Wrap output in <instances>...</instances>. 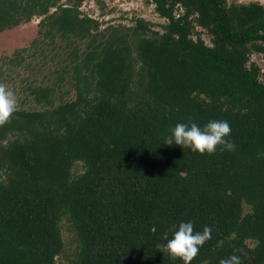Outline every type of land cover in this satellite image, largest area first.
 Listing matches in <instances>:
<instances>
[{
    "label": "trees",
    "instance_id": "1",
    "mask_svg": "<svg viewBox=\"0 0 264 264\" xmlns=\"http://www.w3.org/2000/svg\"><path fill=\"white\" fill-rule=\"evenodd\" d=\"M57 1L0 0V32L40 18L0 57L18 101L0 126V264H183L156 246L186 222L212 230L191 264H264V72L251 61L264 5L149 0L159 33L140 19L99 29L81 0ZM189 118L227 121L234 150L165 145Z\"/></svg>",
    "mask_w": 264,
    "mask_h": 264
},
{
    "label": "clouds",
    "instance_id": "2",
    "mask_svg": "<svg viewBox=\"0 0 264 264\" xmlns=\"http://www.w3.org/2000/svg\"><path fill=\"white\" fill-rule=\"evenodd\" d=\"M17 97L8 90L4 84H0V126L5 125L17 110ZM231 134V126L227 121L213 120L203 128L188 119L187 123H177L171 130V134L165 139V145H176L189 149L201 156L213 155L218 146L221 150H234V143L226 139ZM211 228L205 226L203 232H195L192 222L181 223L173 238L168 239L165 234L166 244H157V249L167 254L171 260L181 259L183 264H191L198 255L200 247L211 239ZM220 264H241L240 257L232 255L222 259Z\"/></svg>",
    "mask_w": 264,
    "mask_h": 264
},
{
    "label": "rangeland",
    "instance_id": "3",
    "mask_svg": "<svg viewBox=\"0 0 264 264\" xmlns=\"http://www.w3.org/2000/svg\"><path fill=\"white\" fill-rule=\"evenodd\" d=\"M234 1L244 3L258 0ZM260 1L264 2V0ZM56 3L57 5L65 4L66 0H58ZM153 7L154 5L149 0H81L77 10L82 15L96 20L99 23V29H103L109 25L130 28L134 26L136 19H140L148 24L150 30L160 33L162 31L161 26L165 24V20L156 15ZM48 10L50 13L54 8H49ZM39 19V17H32L28 22L0 32V57L11 55L12 52L26 47L32 39L38 37L36 33ZM196 31L200 33V38L203 42L209 45V37L206 33L199 28H196ZM46 40L43 41L46 42ZM58 40V38H55L56 43H58ZM251 61H254L256 66L260 68V71L264 72V55L253 54ZM13 71L16 70L13 69ZM36 80H38L37 77ZM0 84H4L8 90L15 87L14 82L1 81ZM62 238L65 243V250L69 253V237L65 230L62 232ZM64 260V257L57 258L56 264H66Z\"/></svg>",
    "mask_w": 264,
    "mask_h": 264
},
{
    "label": "crops",
    "instance_id": "4",
    "mask_svg": "<svg viewBox=\"0 0 264 264\" xmlns=\"http://www.w3.org/2000/svg\"><path fill=\"white\" fill-rule=\"evenodd\" d=\"M257 2H259V3H261V4H263V5H264V2H262V1H260V0H258Z\"/></svg>",
    "mask_w": 264,
    "mask_h": 264
}]
</instances>
